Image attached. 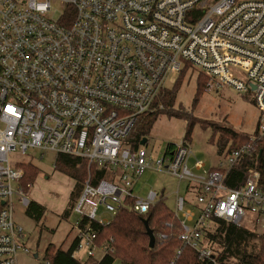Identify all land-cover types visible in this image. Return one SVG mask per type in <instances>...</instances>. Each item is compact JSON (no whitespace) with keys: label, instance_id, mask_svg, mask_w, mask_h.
Returning <instances> with one entry per match:
<instances>
[{"label":"built area","instance_id":"obj_1","mask_svg":"<svg viewBox=\"0 0 264 264\" xmlns=\"http://www.w3.org/2000/svg\"><path fill=\"white\" fill-rule=\"evenodd\" d=\"M186 69L206 77L209 93H253L264 135V0H0V264L30 254L14 222V195L31 204L22 168L10 165L18 152L67 155L105 170L108 178L96 184L89 174L73 209L77 251L91 261L112 253L113 240L99 241L95 226H109L121 210L146 216L166 199L153 190L134 194L148 170L177 179L176 237L212 264L221 263L203 236L214 221H263V175L250 169L242 186H227L252 146L213 171L201 161L190 167L185 139L158 161L131 148L141 117L163 110L156 102Z\"/></svg>","mask_w":264,"mask_h":264},{"label":"trees","instance_id":"obj_2","mask_svg":"<svg viewBox=\"0 0 264 264\" xmlns=\"http://www.w3.org/2000/svg\"><path fill=\"white\" fill-rule=\"evenodd\" d=\"M187 69L178 78L173 86L174 89L164 92L156 102L163 105V110L141 117L138 127L129 140L134 151L139 150L141 142L144 139L148 140L151 136V131L160 116H175L189 120V127L184 139L188 143L190 142L195 122L184 113L174 111L177 94L182 85L181 77L187 74ZM199 75L198 95L204 93L207 82L203 74ZM256 130L255 138L252 140L251 137L242 135L230 128L219 126L214 128L215 135H221L217 141L220 155H230L245 146L253 147V150L242 155L234 168L231 169L227 181V186L230 189L242 186L250 169L258 171L264 177V135L259 133L258 128ZM171 147L172 144H169L168 153ZM54 166L56 171L74 181V189L70 193L69 203L62 215L64 219L74 214L73 209L80 199V194L89 174L95 184L108 178L105 170H99L96 166L89 171L88 162L81 158L58 155ZM21 167L26 181H31L34 184L39 172H41L39 167L30 163L22 164ZM21 185L27 192V186L23 179ZM25 212L30 219L37 223L42 222L47 214L45 208L36 202H31ZM144 221H147L156 239V245L153 249L149 247L150 239L147 236ZM256 222V220L253 221L254 224ZM214 227V231H205L204 243L213 249L217 261L221 264H264V233L259 235L249 231L247 227H237L220 220L214 221ZM95 230L99 233V241L110 242L112 239L113 242L111 243L112 253L106 255L99 262H91L92 264H114L116 261H120V264H212L210 260L202 259L201 255L191 247H185L176 237L181 230V223L175 218V213L167 208L164 199L158 201L146 216H139L129 210H121L113 216L109 226H95ZM159 234L167 235L170 239L162 241L158 238ZM171 235L172 237H170ZM78 246L77 238L66 251L51 244L44 253V263L42 264H81L74 257ZM178 251L181 255H178Z\"/></svg>","mask_w":264,"mask_h":264},{"label":"rangeland","instance_id":"obj_3","mask_svg":"<svg viewBox=\"0 0 264 264\" xmlns=\"http://www.w3.org/2000/svg\"><path fill=\"white\" fill-rule=\"evenodd\" d=\"M56 7L59 8V6ZM199 72L198 70L188 71L181 77L182 85L177 94L174 111L184 113L195 122L189 142L192 151L189 160L190 167L192 168L194 163L202 161L211 168H215L220 160L224 159V156L219 154L217 141L221 135H215V126L230 128L253 140L261 114L255 105L253 93H238L233 88L224 87L213 93L207 92L205 88L204 93L198 95ZM173 78L175 81L178 80L177 75ZM167 87L174 89L170 83L167 84ZM189 123L190 121L186 118L160 116L151 131L148 143L142 147L147 150L148 155L154 161L162 159L169 144H178L184 140ZM41 154L42 151L33 150L29 151L28 155L18 152L10 156V165L13 168L17 164L21 167L22 164L30 163L41 170L34 184L31 181L27 182L25 177L22 179L27 186L26 193L28 195L26 196L30 202L42 205L47 212L42 222H34L27 216L25 212L27 207L20 202L21 197L14 195V222L16 226L23 229L24 236L21 242L30 251L29 255L19 254L17 264H42L44 263V253L51 244L66 251L77 236L73 226L76 215L72 214L69 218H62L70 200L74 181L56 171L54 166L56 154L48 153L44 160L40 159ZM176 180L173 176L163 172L148 170L142 181L136 184L138 186H135V194L138 197H146L151 190L155 191L159 188H165L167 193L171 194L177 189ZM183 188L184 186L180 193L184 195ZM14 189H16V185ZM175 201V195L164 200L167 208L174 213L177 211ZM185 212H180L179 216L183 217ZM111 219L112 214L109 216V220ZM262 220L260 223L248 225V230L259 235L263 234L264 217ZM74 257L81 264H91L92 262L82 249L76 251ZM100 257L101 254L98 253L95 261ZM114 264H120V261H116Z\"/></svg>","mask_w":264,"mask_h":264},{"label":"crops","instance_id":"obj_4","mask_svg":"<svg viewBox=\"0 0 264 264\" xmlns=\"http://www.w3.org/2000/svg\"><path fill=\"white\" fill-rule=\"evenodd\" d=\"M147 143H148V140H147ZM146 143V144H147ZM168 150H169V148L167 147V149H166V152H168ZM166 154V153H165ZM165 156V155H164ZM228 156V155H227ZM226 155H224V158H226L227 157ZM191 158V157H190ZM190 160V159H189ZM202 162V161H201ZM222 162H224V159H223V161H221L220 160V162H219V164L218 165H216L215 166V168H211L207 163H205V162H203L204 164H205V166H206V168H205V170H207V171H213V170H215L216 168H218L219 166H220V164L222 163ZM195 164L196 163H194V165L192 166V169L194 170V166H195ZM144 177V176H143ZM143 177H141L140 178V180H138L136 183H135V186H136V184H139L141 181H142V178ZM176 182H177V180H176ZM134 186V189H133V191H134V194H135V191H136V187L138 186H136L135 187ZM185 186V185H184ZM73 189H74V187H73ZM72 189V190H73ZM72 190H71V192H72ZM185 189L183 188V191H184ZM155 191H157L159 194H161V195H165L166 196V198L168 199V198H170L172 195H174V192H172L171 194H169V193H167V190L165 189V188H159L158 190H155ZM70 192V193H71ZM137 195V194H136ZM92 262H93V260H92Z\"/></svg>","mask_w":264,"mask_h":264},{"label":"water","instance_id":"obj_5","mask_svg":"<svg viewBox=\"0 0 264 264\" xmlns=\"http://www.w3.org/2000/svg\"><path fill=\"white\" fill-rule=\"evenodd\" d=\"M254 89H255V88L253 87V90H254ZM146 143H147V139H144V140L141 142V146L146 145ZM260 155H261V152H260V154H259V158H260ZM144 224H145V226H146L147 236H148V238L150 239L149 247H150V249H153V248L155 247V245H156V239H155L154 233H153V231L150 229L149 224L147 223V221H144ZM36 257H37V255L35 256V258H36Z\"/></svg>","mask_w":264,"mask_h":264}]
</instances>
